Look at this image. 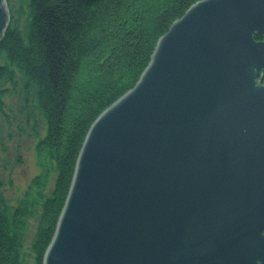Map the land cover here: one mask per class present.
I'll return each instance as SVG.
<instances>
[{
  "label": "water",
  "instance_id": "water-1",
  "mask_svg": "<svg viewBox=\"0 0 264 264\" xmlns=\"http://www.w3.org/2000/svg\"><path fill=\"white\" fill-rule=\"evenodd\" d=\"M10 21L0 0V41ZM42 264H264V0H202L91 125Z\"/></svg>",
  "mask_w": 264,
  "mask_h": 264
},
{
  "label": "trees",
  "instance_id": "trees-1",
  "mask_svg": "<svg viewBox=\"0 0 264 264\" xmlns=\"http://www.w3.org/2000/svg\"><path fill=\"white\" fill-rule=\"evenodd\" d=\"M18 1L24 25L10 12L0 41V111L16 70L25 92L34 88L45 129L34 148L37 174L11 213L0 205V264H24L25 229L34 216L32 250L42 264L91 125L135 86L173 22L202 0Z\"/></svg>",
  "mask_w": 264,
  "mask_h": 264
},
{
  "label": "rangeland",
  "instance_id": "rangeland-1",
  "mask_svg": "<svg viewBox=\"0 0 264 264\" xmlns=\"http://www.w3.org/2000/svg\"><path fill=\"white\" fill-rule=\"evenodd\" d=\"M18 7V0H7L9 14L12 12L18 18V26L23 27L25 19L24 16H17ZM15 72L16 84L12 93L3 98L5 106L0 111V205L8 207L9 213L27 190L30 179L38 172L34 148L37 134L41 135L45 129L35 105L34 88L25 92L20 75ZM37 221V216L27 220L21 250L24 264H35L32 242Z\"/></svg>",
  "mask_w": 264,
  "mask_h": 264
}]
</instances>
